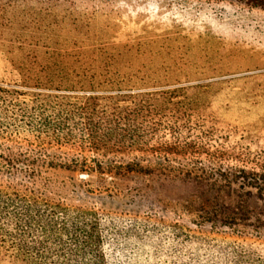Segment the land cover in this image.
Masks as SVG:
<instances>
[{
  "label": "trees",
  "instance_id": "16d2710c",
  "mask_svg": "<svg viewBox=\"0 0 264 264\" xmlns=\"http://www.w3.org/2000/svg\"><path fill=\"white\" fill-rule=\"evenodd\" d=\"M77 1L0 0V260L264 264V163L86 63Z\"/></svg>",
  "mask_w": 264,
  "mask_h": 264
},
{
  "label": "rangeland",
  "instance_id": "374dc122",
  "mask_svg": "<svg viewBox=\"0 0 264 264\" xmlns=\"http://www.w3.org/2000/svg\"><path fill=\"white\" fill-rule=\"evenodd\" d=\"M247 2L78 0L74 16L91 40L75 49L86 63L107 65L110 80L126 90L182 89L177 101L192 110V137L212 129L210 147L264 163V8Z\"/></svg>",
  "mask_w": 264,
  "mask_h": 264
}]
</instances>
